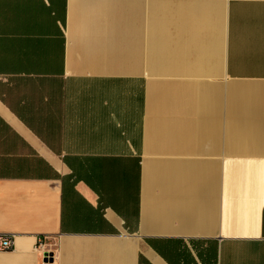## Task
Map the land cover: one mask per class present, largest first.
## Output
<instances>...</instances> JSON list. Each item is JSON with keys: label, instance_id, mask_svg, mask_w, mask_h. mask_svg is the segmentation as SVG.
Instances as JSON below:
<instances>
[{"label": "crops", "instance_id": "1", "mask_svg": "<svg viewBox=\"0 0 264 264\" xmlns=\"http://www.w3.org/2000/svg\"><path fill=\"white\" fill-rule=\"evenodd\" d=\"M0 233V264H264V0H0Z\"/></svg>", "mask_w": 264, "mask_h": 264}, {"label": "built area", "instance_id": "2", "mask_svg": "<svg viewBox=\"0 0 264 264\" xmlns=\"http://www.w3.org/2000/svg\"><path fill=\"white\" fill-rule=\"evenodd\" d=\"M56 236L35 235V243L32 250L39 253L43 258L53 255L56 247ZM14 248V235L11 233H0V252L10 251Z\"/></svg>", "mask_w": 264, "mask_h": 264}]
</instances>
